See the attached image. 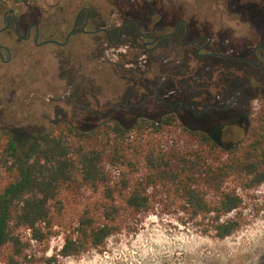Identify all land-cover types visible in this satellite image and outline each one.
I'll use <instances>...</instances> for the list:
<instances>
[{
    "label": "rangeland",
    "instance_id": "rangeland-1",
    "mask_svg": "<svg viewBox=\"0 0 264 264\" xmlns=\"http://www.w3.org/2000/svg\"><path fill=\"white\" fill-rule=\"evenodd\" d=\"M227 1L37 0L36 4L44 17L60 23L56 35L62 40L82 7L91 11L96 23L92 28L105 25L114 30L124 19L147 24L148 18L155 22L163 14L174 21L173 28L176 19H186L190 39L211 35L216 44L203 52L250 58L256 45H264L261 15L244 14ZM180 39L181 35L169 38L149 53L131 28L117 46L108 44L103 33L78 32L61 48L14 39L11 62L0 61V142L11 138L31 155L34 137L60 122L90 129L116 118L131 126L141 117L159 119L175 113L189 128L212 132L221 144H238L247 134L246 113L253 107V114L264 99V66L256 69L241 61L200 58L196 48L182 47ZM241 193L244 202L230 216L241 215L244 224L226 238L203 234L209 219L190 222L186 212L171 204L130 218L136 228L116 232L105 246L81 255H58L65 236L59 229L48 241L32 244L29 252L35 264H48L41 259L51 256L56 257L53 264H264V184ZM65 203L68 215L75 213L74 202Z\"/></svg>",
    "mask_w": 264,
    "mask_h": 264
},
{
    "label": "trees",
    "instance_id": "trees-1",
    "mask_svg": "<svg viewBox=\"0 0 264 264\" xmlns=\"http://www.w3.org/2000/svg\"><path fill=\"white\" fill-rule=\"evenodd\" d=\"M227 2L259 13L264 24V0ZM7 8L8 0H0V11ZM252 111L244 118L246 137L234 145L189 128L175 113L131 126L116 118L90 129L60 122L34 137L31 155L11 138L0 142V264H35L32 244L59 230L65 236L58 255H81L136 228L130 218L171 204L190 222L209 219L203 234L232 235L244 224L241 215L230 216L244 202L241 192L264 184V99ZM66 200L75 213L68 215Z\"/></svg>",
    "mask_w": 264,
    "mask_h": 264
},
{
    "label": "flooded vegetation",
    "instance_id": "flooded-vegetation-1",
    "mask_svg": "<svg viewBox=\"0 0 264 264\" xmlns=\"http://www.w3.org/2000/svg\"><path fill=\"white\" fill-rule=\"evenodd\" d=\"M42 11V7H39L38 4L15 3L12 0H8V8L0 11V61L3 64L7 65L12 60L11 42L14 39L25 43L32 41L36 47L53 44L61 48L67 46L72 36L78 32L86 36H98L103 33L108 44L117 46L121 43L123 35L131 28L136 38L142 41V48L145 53L153 52L159 49L167 39L181 35L179 42L181 46L184 48H196L195 53L200 58L210 57L231 62L241 61L247 66L256 69L264 66V45L262 44L254 47L250 58L231 56L220 51L203 52V50H208L210 46L215 45L216 41L211 35L190 39L189 37L192 34L191 27L189 22L183 18L175 20L174 28V21L165 18L163 14L155 22H153V19L148 18L147 24H143L138 19L131 17L124 19L116 30L107 28L105 25L104 27L92 28L91 26L96 23L91 11L88 7H82L74 19L73 27L62 40L60 35H56L59 32L58 26L60 23L55 21L53 23L49 18L44 17ZM96 30L97 32H93ZM71 31L73 32L68 37ZM45 35L47 38L42 39ZM161 37L163 38L161 39Z\"/></svg>",
    "mask_w": 264,
    "mask_h": 264
},
{
    "label": "water",
    "instance_id": "water-1",
    "mask_svg": "<svg viewBox=\"0 0 264 264\" xmlns=\"http://www.w3.org/2000/svg\"><path fill=\"white\" fill-rule=\"evenodd\" d=\"M100 30H102V29H100ZM72 32L73 31H71L70 33H69V35H68V37L72 34ZM93 32H97V30L96 31H93ZM171 34H173V33H171ZM163 37H161V39H162ZM46 42H49V41H46Z\"/></svg>",
    "mask_w": 264,
    "mask_h": 264
}]
</instances>
